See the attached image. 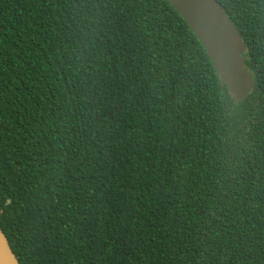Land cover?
<instances>
[{"label": "trees", "instance_id": "1", "mask_svg": "<svg viewBox=\"0 0 264 264\" xmlns=\"http://www.w3.org/2000/svg\"><path fill=\"white\" fill-rule=\"evenodd\" d=\"M216 1L239 96L170 0H0L19 264H264V0Z\"/></svg>", "mask_w": 264, "mask_h": 264}, {"label": "water", "instance_id": "2", "mask_svg": "<svg viewBox=\"0 0 264 264\" xmlns=\"http://www.w3.org/2000/svg\"><path fill=\"white\" fill-rule=\"evenodd\" d=\"M203 43L216 67L225 73L236 95L248 89L245 46L216 0H170ZM0 264H19L0 229Z\"/></svg>", "mask_w": 264, "mask_h": 264}]
</instances>
